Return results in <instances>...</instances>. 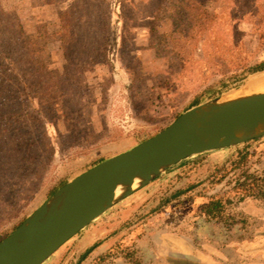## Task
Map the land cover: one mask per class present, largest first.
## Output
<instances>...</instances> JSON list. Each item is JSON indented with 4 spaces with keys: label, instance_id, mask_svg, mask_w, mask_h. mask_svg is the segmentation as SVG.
Instances as JSON below:
<instances>
[{
    "label": "rangeland",
    "instance_id": "obj_1",
    "mask_svg": "<svg viewBox=\"0 0 264 264\" xmlns=\"http://www.w3.org/2000/svg\"><path fill=\"white\" fill-rule=\"evenodd\" d=\"M262 63L264 0H0V243ZM44 264H264V137L176 165Z\"/></svg>",
    "mask_w": 264,
    "mask_h": 264
},
{
    "label": "water",
    "instance_id": "obj_2",
    "mask_svg": "<svg viewBox=\"0 0 264 264\" xmlns=\"http://www.w3.org/2000/svg\"><path fill=\"white\" fill-rule=\"evenodd\" d=\"M252 129L249 136L242 131ZM264 137V85L196 106L52 194L0 243V264H44L139 187L189 159Z\"/></svg>",
    "mask_w": 264,
    "mask_h": 264
},
{
    "label": "bare ground",
    "instance_id": "obj_3",
    "mask_svg": "<svg viewBox=\"0 0 264 264\" xmlns=\"http://www.w3.org/2000/svg\"><path fill=\"white\" fill-rule=\"evenodd\" d=\"M251 88L255 86H262L264 85V73H262L259 77L254 78L250 82ZM254 132L252 129H245L242 131V136H249Z\"/></svg>",
    "mask_w": 264,
    "mask_h": 264
},
{
    "label": "trees",
    "instance_id": "obj_4",
    "mask_svg": "<svg viewBox=\"0 0 264 264\" xmlns=\"http://www.w3.org/2000/svg\"><path fill=\"white\" fill-rule=\"evenodd\" d=\"M25 43H27V42H25ZM261 70H264V63L260 64L259 66H257V67L255 68V71H261ZM12 232H13V231H12Z\"/></svg>",
    "mask_w": 264,
    "mask_h": 264
}]
</instances>
